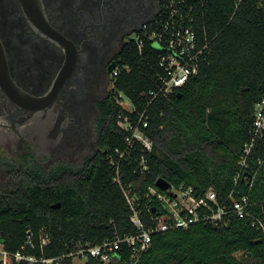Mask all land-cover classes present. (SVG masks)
<instances>
[{
	"label": "trees",
	"instance_id": "trees-1",
	"mask_svg": "<svg viewBox=\"0 0 264 264\" xmlns=\"http://www.w3.org/2000/svg\"><path fill=\"white\" fill-rule=\"evenodd\" d=\"M190 3L197 41L207 49L195 77L146 108L152 141V151L144 154L147 171L139 170L138 147L129 157L115 155L124 150L128 135L118 122L142 112L149 92L162 85L158 49L146 41L138 49L129 39L117 56L109 94L98 104L97 150L83 168L39 173L0 162V240L7 252L58 258L80 239L101 243L133 234L116 172L122 185H131L140 208L157 179L200 193L211 189L229 206L254 107L264 97V6L259 0H242L236 10L233 0ZM121 97L134 113L126 111ZM244 173L247 179L239 180L237 189L264 223V137ZM120 252L117 264H127L129 251ZM7 264L26 263L9 257ZM59 264L73 263L64 258ZM137 264H264V245L248 220L230 215L226 225L194 224L153 235Z\"/></svg>",
	"mask_w": 264,
	"mask_h": 264
},
{
	"label": "flooded vegetation",
	"instance_id": "flooded-vegetation-1",
	"mask_svg": "<svg viewBox=\"0 0 264 264\" xmlns=\"http://www.w3.org/2000/svg\"><path fill=\"white\" fill-rule=\"evenodd\" d=\"M162 0H41L49 25L76 49L68 78L43 110L29 111L14 104L0 88V140L7 126L28 114L48 118L47 146L73 144L83 166L97 150L101 102L110 90L124 42L154 20ZM0 41L8 73L15 84L34 96L45 94L64 62L60 46L35 30L18 0H0ZM9 121V124L7 122ZM1 143V142H0ZM0 162L6 164L0 159Z\"/></svg>",
	"mask_w": 264,
	"mask_h": 264
},
{
	"label": "built area",
	"instance_id": "built-area-1",
	"mask_svg": "<svg viewBox=\"0 0 264 264\" xmlns=\"http://www.w3.org/2000/svg\"><path fill=\"white\" fill-rule=\"evenodd\" d=\"M233 2L236 10L242 0H233ZM259 5L264 6V0H259ZM192 21L190 0H162L154 20L146 23L139 31L141 37L136 33L130 38L138 49H141L144 41L150 42L157 48L160 52L158 65L163 71L162 85L158 91L149 92V101L145 109L134 118L124 117L117 125L128 135L124 139V150L116 149L115 155L118 159L129 157L133 149L138 147L141 155L138 167L142 173L148 169L144 154L152 151V141L146 133L149 121L146 108L157 99H167L195 77L204 59L207 45H199ZM128 104L130 107H125L126 111L130 114L134 113L133 105L129 101ZM263 137L264 97L254 107L248 140L243 146L239 168L234 177V188L227 197L229 206L219 202L211 189L200 193L192 187H185L184 184L179 186L170 184L164 191L155 185L149 188L144 194V199L148 202L145 201L140 208L137 206L138 198L134 195L131 185H122L116 172L114 182L118 184L130 211L129 221L134 229L133 234L101 243L80 239L74 243L70 253L47 259L22 252L11 254L4 249L3 243H0V264H7L9 257L15 262L23 261L26 264H59L64 258H71L72 261L92 259L97 264H117L120 260V251L124 249L129 251L127 264H137L148 250L153 235L172 229H187L194 224L226 225L230 215L248 220L250 227L260 233L264 245V223L249 210L248 197L237 189L238 181L247 179L244 172L248 169V159ZM47 242L48 236H42L41 244L46 245ZM27 245L32 246L30 241Z\"/></svg>",
	"mask_w": 264,
	"mask_h": 264
},
{
	"label": "rangeland",
	"instance_id": "rangeland-1",
	"mask_svg": "<svg viewBox=\"0 0 264 264\" xmlns=\"http://www.w3.org/2000/svg\"><path fill=\"white\" fill-rule=\"evenodd\" d=\"M133 37V36H131ZM124 106L129 108L123 98ZM9 124V121L7 122ZM49 120L45 116L28 114L15 126H7V142L0 140V159L13 166H23L39 173L65 168L79 170L83 168V156L77 154L78 147L73 144H62L56 147L47 146L50 138ZM238 255V254H237ZM74 264H87L85 260H74Z\"/></svg>",
	"mask_w": 264,
	"mask_h": 264
},
{
	"label": "water",
	"instance_id": "water-1",
	"mask_svg": "<svg viewBox=\"0 0 264 264\" xmlns=\"http://www.w3.org/2000/svg\"><path fill=\"white\" fill-rule=\"evenodd\" d=\"M18 2L28 23L43 36L52 40L61 47L64 53V62L51 88L41 96H34L23 91L11 79L8 73L3 45L0 41V88L17 106L29 111L43 110L52 102L54 96H56L58 88L72 72L76 59V49L70 40L65 38L49 25L43 11L41 0H18ZM169 186L170 184L164 179H157L155 182V187L162 191L168 189ZM58 207L59 205L53 206V208ZM0 243H3V241L0 240Z\"/></svg>",
	"mask_w": 264,
	"mask_h": 264
},
{
	"label": "crops",
	"instance_id": "crops-1",
	"mask_svg": "<svg viewBox=\"0 0 264 264\" xmlns=\"http://www.w3.org/2000/svg\"><path fill=\"white\" fill-rule=\"evenodd\" d=\"M74 262H75V261H72L73 264H74ZM87 262H88V261H86V263H87ZM96 264H97V263H96Z\"/></svg>",
	"mask_w": 264,
	"mask_h": 264
}]
</instances>
